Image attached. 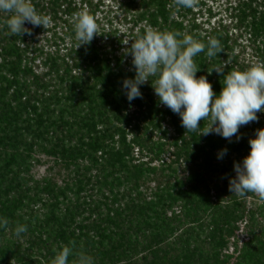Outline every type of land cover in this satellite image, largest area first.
Listing matches in <instances>:
<instances>
[{
  "label": "trees",
  "instance_id": "trees-1",
  "mask_svg": "<svg viewBox=\"0 0 264 264\" xmlns=\"http://www.w3.org/2000/svg\"><path fill=\"white\" fill-rule=\"evenodd\" d=\"M113 1L125 32L108 16L102 25L103 0H32L49 24H26L31 35L21 37L0 13V264H51L62 246L73 248L70 261L84 252L94 264H264V200L229 191L264 112L230 142L199 136L207 120L186 131L151 81L131 103L122 88L135 75L125 49L155 29L220 41V54L205 47L193 58L218 94L224 76L213 67L227 74L264 61V0H235L216 22L204 0ZM82 10L100 34L77 48ZM17 225L27 227L19 237Z\"/></svg>",
  "mask_w": 264,
  "mask_h": 264
},
{
  "label": "clouds",
  "instance_id": "clouds-1",
  "mask_svg": "<svg viewBox=\"0 0 264 264\" xmlns=\"http://www.w3.org/2000/svg\"><path fill=\"white\" fill-rule=\"evenodd\" d=\"M197 0H175L177 6L193 8ZM0 13L8 14L6 26L11 36L31 35L26 24L33 27L49 24V17L37 11L32 0H0ZM77 48L90 45L99 33L96 18L86 10L74 17ZM182 36V38H181ZM126 55L132 57L134 77L125 78L122 88L129 103L142 98L141 87L151 81L159 102L178 114L181 126L186 131H196L201 121H210V126L199 132V136L216 134L232 141L239 140V129L258 120V113L264 112V61H259L244 70H232L225 74L224 67H213L212 71L222 74V89L217 94L207 76L197 77L199 68L194 57L204 52L209 58L220 54V41L209 38L207 46L191 35L177 31L147 29L145 33L131 40ZM128 45L129 41H125ZM150 77H155L153 81ZM250 151L242 162L234 164L236 175L229 179V191L239 197L255 193L264 200V128H259L249 139ZM227 149L218 153L226 155ZM8 224L0 217V228ZM27 231L25 225H17L15 234L19 237ZM73 248L62 246L56 251L51 264H94L91 256L84 252L76 254Z\"/></svg>",
  "mask_w": 264,
  "mask_h": 264
},
{
  "label": "rangeland",
  "instance_id": "rangeland-1",
  "mask_svg": "<svg viewBox=\"0 0 264 264\" xmlns=\"http://www.w3.org/2000/svg\"><path fill=\"white\" fill-rule=\"evenodd\" d=\"M197 1H199V0H197ZM204 1L206 2V4L209 7L212 6L214 8V13H217V15H218V16H216V18L212 19V22H216V20L219 19L220 17L226 18V14H225L226 6H228L232 2H235V0H204ZM103 2H104V6L102 7V10H105V11L97 13V16L102 18V20H101L103 23L102 25H105L106 27H108V25L106 24L107 23L106 19H104L106 16H108L107 19L113 20L114 28H119L120 33L125 32L127 30V25L122 23L121 16H119L118 19L114 18L115 15L117 14V12H115L117 4L113 0H103ZM110 8L113 10V12L108 15V12H106V11L109 10ZM197 9L198 8H195V10H197ZM204 13L206 15L204 16L203 20L204 19L206 20L208 15L206 12H204ZM199 20H202V18L199 17ZM40 37L43 38L42 35ZM243 43L246 44V41H244ZM249 51L250 50H248V52ZM46 169L47 168L45 166H43V167L37 168V171L41 175V174L45 173Z\"/></svg>",
  "mask_w": 264,
  "mask_h": 264
}]
</instances>
